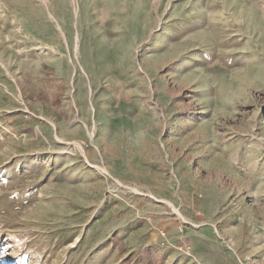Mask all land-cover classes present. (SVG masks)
<instances>
[{
	"label": "rangeland",
	"instance_id": "374dc122",
	"mask_svg": "<svg viewBox=\"0 0 264 264\" xmlns=\"http://www.w3.org/2000/svg\"><path fill=\"white\" fill-rule=\"evenodd\" d=\"M13 1L0 264H264V0Z\"/></svg>",
	"mask_w": 264,
	"mask_h": 264
},
{
	"label": "bare ground",
	"instance_id": "6f19581e",
	"mask_svg": "<svg viewBox=\"0 0 264 264\" xmlns=\"http://www.w3.org/2000/svg\"><path fill=\"white\" fill-rule=\"evenodd\" d=\"M13 4L15 5V7L18 6V8H20V10H26V9L30 8V5L31 6L33 5L30 0H15L12 3H10V4H7L6 6H7V8H9L10 5H13Z\"/></svg>",
	"mask_w": 264,
	"mask_h": 264
},
{
	"label": "built area",
	"instance_id": "2783aa9c",
	"mask_svg": "<svg viewBox=\"0 0 264 264\" xmlns=\"http://www.w3.org/2000/svg\"><path fill=\"white\" fill-rule=\"evenodd\" d=\"M181 230L183 231V228H181ZM180 248L186 252L190 251V245H187L185 240H183V244L180 245Z\"/></svg>",
	"mask_w": 264,
	"mask_h": 264
}]
</instances>
